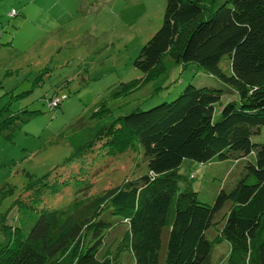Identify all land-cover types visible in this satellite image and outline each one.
<instances>
[{
	"label": "trees",
	"instance_id": "16d2710c",
	"mask_svg": "<svg viewBox=\"0 0 264 264\" xmlns=\"http://www.w3.org/2000/svg\"><path fill=\"white\" fill-rule=\"evenodd\" d=\"M164 2L161 26L133 62L143 78L120 83L109 99L125 97L167 75L169 65L195 64L233 90L239 103H226L216 120L221 91L189 84L172 101L136 108L88 134H71L66 140L73 148L71 156L54 173L31 180L25 198L10 208L21 207L33 215L39 210L33 224L19 227L18 219L15 226L6 224L10 209L1 218L0 264H121L123 251L134 264H210L214 244L224 241L229 246L224 264H264V145L251 142L264 126V0ZM224 57L229 74L220 67ZM165 58L170 60L167 65ZM108 113L103 101L90 119ZM18 118L3 121L0 134L16 126ZM132 149H141L147 159L145 174L94 198L80 211L69 209L75 202L66 209L52 208L50 198L41 208L47 196L68 187L71 174L100 151L116 156ZM233 152L254 153L255 160L247 163L246 175L234 189H221L212 205L199 202L190 186H180L184 160L204 164L227 159ZM226 204L221 229L210 241L206 231ZM108 215L121 218L128 229L114 256H100L103 238L114 227ZM164 228L169 232L160 263Z\"/></svg>",
	"mask_w": 264,
	"mask_h": 264
},
{
	"label": "rangeland",
	"instance_id": "374dc122",
	"mask_svg": "<svg viewBox=\"0 0 264 264\" xmlns=\"http://www.w3.org/2000/svg\"><path fill=\"white\" fill-rule=\"evenodd\" d=\"M164 7V0H0V124L10 116H19L16 126L0 134V241L1 218L17 199L25 198L26 185L54 173L73 153L66 141L71 134H88L136 108L147 110L172 101L189 84L221 91L214 110L216 120L226 103H239L233 90L195 64L169 65L167 75L125 97L109 99L111 89L120 83L143 78L133 62L161 26ZM164 61L166 65L170 62L168 58ZM220 67L230 73L227 57L222 58ZM103 101L109 113L91 120V113ZM251 142L264 145V126L251 136ZM98 154L71 174L62 192L47 196L41 208L50 198L47 203L52 208L66 209L75 202L69 209L80 211L94 198L147 172L141 149L116 156L103 151ZM254 160V153L244 156L241 152L204 164L184 160L179 169L180 186H190L199 202L212 205L221 189H234L246 175L247 163ZM228 208L226 204L215 215L214 224L206 231L208 240L219 233ZM38 214L39 210L33 215L15 206L8 211L6 224L15 226L18 219L17 225L26 228ZM106 219L114 227L103 238L99 255L114 256L128 225L117 216ZM168 232V228L162 230L160 263ZM228 252L225 241L214 244L210 264H224ZM119 259L121 264H134L127 251Z\"/></svg>",
	"mask_w": 264,
	"mask_h": 264
},
{
	"label": "built area",
	"instance_id": "2783aa9c",
	"mask_svg": "<svg viewBox=\"0 0 264 264\" xmlns=\"http://www.w3.org/2000/svg\"><path fill=\"white\" fill-rule=\"evenodd\" d=\"M57 101V104H59V100H56ZM54 102V101H53ZM53 102H51L52 103V105H53ZM53 107V106H52Z\"/></svg>",
	"mask_w": 264,
	"mask_h": 264
}]
</instances>
